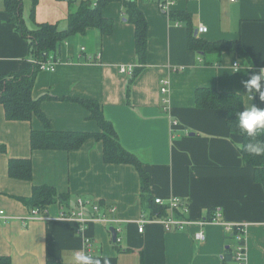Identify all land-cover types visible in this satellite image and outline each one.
Masks as SVG:
<instances>
[{
    "label": "crops",
    "instance_id": "obj_1",
    "mask_svg": "<svg viewBox=\"0 0 264 264\" xmlns=\"http://www.w3.org/2000/svg\"><path fill=\"white\" fill-rule=\"evenodd\" d=\"M168 1L174 2L169 12L157 0L136 2L149 24L146 66L136 77L120 73L122 67L135 70L139 62L135 26L123 2L113 0L103 9L114 22L113 33L90 30L62 41L55 52L60 60L56 71H39L33 98L41 101L52 130L59 132L99 133L90 111L69 98L99 102L121 145L150 174L152 197L186 200L191 225L166 232L152 223L140 233L139 221L150 217V211L142 203L134 166L105 163L103 142L95 139L71 152L33 151L32 132L43 131L44 123L36 117L9 120L0 105V145L6 147L0 152V212L5 214L0 215V257L10 258L11 264H73L75 254L85 251L76 223L59 218L62 205L50 206L47 220L25 221L30 209L21 198H30L38 186L69 194L70 208L80 197L101 202L104 209L116 208L121 244H115L107 225L86 228L88 255L102 264H225L223 254L233 243L230 232L221 224L199 226L210 211L218 210L224 223L246 226V264H264V189L255 182L254 169L242 161L240 139L229 132L226 113L195 104L197 89L216 88L264 108L259 93L250 101L244 88V81L264 70V0ZM22 2L30 31L40 24L66 30L71 10L80 6V0L74 5L37 0L34 9L35 0ZM172 12L190 14L194 32L206 26L208 32L197 35L200 39L240 41L246 59L227 52L219 64L205 63L188 47V25L173 20ZM33 60L29 40L16 30L5 0H0V76L24 71ZM162 80L170 82L166 95ZM11 159L31 160L33 179L11 178ZM201 230L203 241L195 238Z\"/></svg>",
    "mask_w": 264,
    "mask_h": 264
},
{
    "label": "trees",
    "instance_id": "obj_2",
    "mask_svg": "<svg viewBox=\"0 0 264 264\" xmlns=\"http://www.w3.org/2000/svg\"><path fill=\"white\" fill-rule=\"evenodd\" d=\"M78 0H69L74 5ZM113 0H101L93 6L92 0H80V6L71 10L68 19V28L59 30L56 25L40 24L36 30H28L23 19L22 0H5L6 8L11 17V23L20 35L30 42V50L34 60L41 59L45 54L56 57L59 44L75 35H86L90 30H97L102 35L113 33L114 22L103 15V9ZM128 16L129 22L135 26L136 54L139 67L134 70L136 77L146 66L149 39V24L137 3L132 0H121ZM37 0H35L34 9ZM34 12V11H33ZM171 18L175 21L184 22L189 27L188 47L197 52L205 63L219 64L221 55L233 52L241 60L246 59V53L240 41L209 42L195 36L194 28L191 26V16L187 12H172ZM216 58V60H210ZM39 70L36 65H30L24 71L15 74L0 76V105L5 110L7 119L12 121H31L39 118L45 125L43 131H34L31 135V149L33 151H65L71 152L81 149L89 140L103 142L104 161L113 165H132L140 176L142 203L150 211V218L157 220L169 216L168 204L159 205L157 198L151 195V178L145 170L144 164L133 154L128 152L120 143L119 136L114 126L108 122L97 101L69 98L88 109L91 117L99 124V133L83 132H59L51 128L50 121L41 109V101L33 98L35 78ZM133 82V80H131ZM130 95V89H129ZM244 99L240 94L232 92H221L216 88H199L195 93V104L200 110H221L226 113V122L232 136L240 139L239 152L242 161L254 169L255 182L264 189V156H251L245 151L247 140L241 136L236 129L235 112L242 110ZM260 139L264 140V136ZM0 152L5 153L6 147L0 145ZM9 176L18 180L31 181L33 179L32 161L27 159H11L9 161ZM21 201L30 209H39L41 213L48 211L52 205L59 204L67 208L71 207V196L60 193L51 186H38L33 188L30 198H21ZM104 207V204L101 203ZM106 208V207H104ZM214 211H210L206 219L212 218ZM178 217H183L177 212ZM110 231V230H109ZM233 243L229 245L224 254L225 264H236L238 247L246 249V238L237 240V230L229 233ZM247 236V235H246ZM116 244V243H115ZM245 252V251H244ZM0 264H11L8 257H0ZM49 264H58L51 262Z\"/></svg>",
    "mask_w": 264,
    "mask_h": 264
},
{
    "label": "built area",
    "instance_id": "obj_3",
    "mask_svg": "<svg viewBox=\"0 0 264 264\" xmlns=\"http://www.w3.org/2000/svg\"><path fill=\"white\" fill-rule=\"evenodd\" d=\"M101 0H92L93 6H96L98 2ZM135 2L144 1L149 2L152 0H132ZM192 1V0H189ZM233 2L235 0H232ZM160 9L164 12H169L172 6L174 5L173 1L168 0H157ZM208 32V28L206 26H200L198 29V33L206 34ZM83 51H85L83 49ZM33 65H36L39 71H47V72H55L57 65L60 63L58 58H54L50 54H45L41 57V59L33 60ZM238 67V65H235ZM121 74H129L132 75L134 73V68L132 67H122L120 69ZM170 91V82L168 80L161 81V93L166 95ZM156 203L159 205L168 204V212L169 216L166 218H161L157 220H152L150 217L143 218L139 221V232L144 233L145 227L148 224L158 223L162 225L166 232H172L175 230H182L185 226L191 225L189 219L187 217L190 214V206L186 200L180 197H173L167 202L162 198H157ZM116 212L115 207H110L108 209H104L101 206V202L95 201L89 198H78L76 200L75 207L67 208L62 206L59 218L64 221H73L77 225V230L79 236L84 239L85 242V251L83 254L88 255V248L91 244V239L86 236V228L91 223H99L103 225H107L110 228H115L117 233L116 244H121L120 233L121 230L116 225L119 223V220L114 217ZM177 212L182 213L183 217H178ZM1 216H5L4 212H0ZM49 219L48 211L41 213L39 209H32L29 212V215L26 217L25 221H43ZM211 224H221L223 225L227 231L232 233L233 230H237V240L243 241L246 238L247 230L244 224H229L224 223L221 220L220 210L215 211L212 218L206 219L205 221H200L199 226L201 228L211 225ZM109 228V230H110ZM195 238L199 241L205 240L204 232L201 230L198 234L195 235ZM245 251V252H244ZM236 264H246V249L243 246L238 247L237 255H236Z\"/></svg>",
    "mask_w": 264,
    "mask_h": 264
},
{
    "label": "clouds",
    "instance_id": "obj_4",
    "mask_svg": "<svg viewBox=\"0 0 264 264\" xmlns=\"http://www.w3.org/2000/svg\"><path fill=\"white\" fill-rule=\"evenodd\" d=\"M262 81L264 70L244 81L245 95L250 101H253L256 93H259L260 99L264 101ZM235 120L236 129L247 140L245 151L251 156H264V140L260 139L264 136V108H259L252 102L242 103V110L235 112ZM73 264H102V261L98 257L77 253L73 257Z\"/></svg>",
    "mask_w": 264,
    "mask_h": 264
},
{
    "label": "water",
    "instance_id": "obj_5",
    "mask_svg": "<svg viewBox=\"0 0 264 264\" xmlns=\"http://www.w3.org/2000/svg\"><path fill=\"white\" fill-rule=\"evenodd\" d=\"M198 35V31L195 32V36ZM110 232L112 234V238H113V241L116 242V239H117V233H116V230L115 228H110Z\"/></svg>",
    "mask_w": 264,
    "mask_h": 264
},
{
    "label": "rangeland",
    "instance_id": "obj_6",
    "mask_svg": "<svg viewBox=\"0 0 264 264\" xmlns=\"http://www.w3.org/2000/svg\"><path fill=\"white\" fill-rule=\"evenodd\" d=\"M27 9H28V5L26 6V10H27ZM27 11H28V10H27ZM109 228H110V227L108 226V230H109Z\"/></svg>",
    "mask_w": 264,
    "mask_h": 264
}]
</instances>
